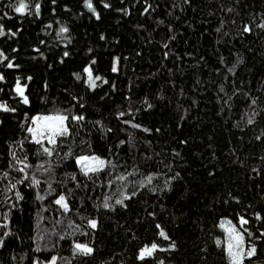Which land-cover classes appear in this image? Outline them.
<instances>
[{
    "label": "trees",
    "instance_id": "obj_1",
    "mask_svg": "<svg viewBox=\"0 0 264 264\" xmlns=\"http://www.w3.org/2000/svg\"><path fill=\"white\" fill-rule=\"evenodd\" d=\"M23 2L0 0V264H232L241 217L264 264V0ZM58 115L68 134L36 143Z\"/></svg>",
    "mask_w": 264,
    "mask_h": 264
},
{
    "label": "snow or ice",
    "instance_id": "obj_2",
    "mask_svg": "<svg viewBox=\"0 0 264 264\" xmlns=\"http://www.w3.org/2000/svg\"><path fill=\"white\" fill-rule=\"evenodd\" d=\"M85 6L88 8L89 11H92L96 15L97 19L100 18L99 14L95 13V9L93 8V5H92V0H85ZM105 7H110V5L105 4ZM26 8H27V5L23 2V0H21V3L19 4V6L15 8V11L17 13H24ZM38 8H39V6L37 5V10H38ZM248 30H249L248 28H245V31H248ZM60 31L62 33H66L68 31V29L67 28H61ZM3 35H5V32L3 31L2 25H0V36H3ZM13 35H15V33H13ZM165 47H166V45H165ZM67 55H68V53H65V56H67ZM0 57H3V59H7V57L4 56L2 52H0ZM7 67L11 68V67H13V65L11 63H9L7 65ZM116 70L117 69L114 67L113 71H116ZM85 71L88 74L87 79H88L89 86L93 89L96 88L97 87L96 81L100 80L101 77L96 76L95 78H93V74H92V71L90 68H86ZM77 78L79 79V76H77ZM2 79H3V76L0 75V80H2ZM104 83H107V81H104ZM15 90L21 97H23V103L27 104L28 98H27V96L24 95V89L21 87L19 81L17 82ZM0 110L15 111V109H10L6 104H3V103H0ZM74 119L79 121V120L84 119V117L77 116V117H74ZM35 120H44V121L55 122L54 126L52 124H49L47 126L48 130L51 133L48 136V143H50V144L56 143V139H55L56 136H63V135L68 134V128L65 125V121L68 120L67 116L58 115V116H49V117H36ZM134 127H139V126L134 125ZM28 131L32 132L34 135H36V134H39L40 136L44 135L43 131L38 130L37 128H29ZM36 143H38V144L41 143V140L37 139ZM44 151L47 152L49 155H51V149L45 148ZM77 163L80 165H83L82 170L84 171L85 175H87L88 173H95V172L102 170V168L106 162L104 160L100 159L99 157L81 156L77 159ZM20 171L23 172L24 169L21 168ZM121 179H123V177ZM20 182L22 183V181H20ZM148 182L149 183L151 182V177L148 178ZM33 183L39 184V181L35 180L33 178ZM12 187H15V185H13ZM17 197H18V199H23V197L20 196L19 193H17ZM38 198L43 199V197H38ZM126 198L130 199L131 197H126ZM55 203L57 205H60L65 211L69 210L68 203H67L64 196H60L59 199H57L55 201ZM116 203L123 204V200H117ZM104 207H109V205L107 203H105ZM240 223L241 224H247L248 221L245 220L243 217H241ZM90 224H91L92 228L97 227L96 221H91ZM228 231L230 233V236H232V234L235 233V235L232 238L235 239V241H236L235 245H233L231 242L228 244V253H229V256L232 258V264H243V259H244V255H245V253L243 251L244 236L242 234L236 232V229L234 226L232 228H229ZM160 235L163 236L165 239H169L167 234L164 233L163 231H161ZM217 243L219 244L220 242L218 241ZM3 244H4L3 239H0V247H3ZM157 247L158 246L156 244H152L150 248L146 247L145 249H143L140 252L139 258L144 259L145 256H151L153 254V252L157 249ZM173 247H174V245H173ZM234 247L239 249V251H233ZM75 248L77 251H79L80 253H82L84 255H89L93 252L92 248H90L84 244L78 243L75 245ZM254 255H256V248L251 247L250 250L247 252V256L251 257ZM51 264H56L55 258L52 259Z\"/></svg>",
    "mask_w": 264,
    "mask_h": 264
},
{
    "label": "rangeland",
    "instance_id": "obj_3",
    "mask_svg": "<svg viewBox=\"0 0 264 264\" xmlns=\"http://www.w3.org/2000/svg\"><path fill=\"white\" fill-rule=\"evenodd\" d=\"M114 67L117 69V64L115 63ZM2 103V102H0ZM4 104V103H3ZM36 117H49V116H35L32 120L31 126L30 128H37L38 130H42L44 135L40 136L39 134L34 135L32 132H30L31 138L33 140H37L40 139L41 141H47L48 142V136L51 134L50 131L48 130V125L52 124L54 126L55 122H50V121H44V120H35ZM65 125H66V121H65ZM58 136L55 137V139ZM89 157H96V156H89ZM106 164V163H105ZM81 168H83V165H80ZM105 166V165H104ZM103 166V167H104ZM245 219V218H244ZM230 222V223H229ZM222 227L225 229V243H226V249L228 251V244L231 242L233 245H235L236 241L235 239H233L232 237L235 235V233L232 234V236H230V233L228 231L229 228H232L233 226L236 229V232L240 233L243 235V231L241 229L242 225L239 221L238 223L233 222L231 219H224L221 223ZM244 236V235H243ZM151 247V246H150ZM147 247V248H150ZM233 251H239V249L237 248H233ZM243 251L245 254H247V252L249 250H247L246 245H245V240H244V244H243ZM245 257V255H244ZM56 261V260H55ZM52 260L47 262V263H41V264H51Z\"/></svg>",
    "mask_w": 264,
    "mask_h": 264
}]
</instances>
